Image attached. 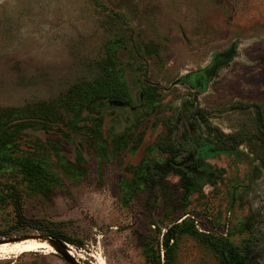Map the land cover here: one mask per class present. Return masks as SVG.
<instances>
[{"label": "rangeland", "instance_id": "1", "mask_svg": "<svg viewBox=\"0 0 264 264\" xmlns=\"http://www.w3.org/2000/svg\"><path fill=\"white\" fill-rule=\"evenodd\" d=\"M216 64L202 86L188 80ZM81 85L107 95L55 108ZM222 134L238 145L208 152L209 176L184 201L181 176L155 166ZM263 162L264 0H0L1 245L54 231L81 264H152L185 219L264 264ZM15 195L37 226L16 220ZM174 245L173 264H220L199 234ZM15 262L67 264L45 251L0 258Z\"/></svg>", "mask_w": 264, "mask_h": 264}, {"label": "trees", "instance_id": "2", "mask_svg": "<svg viewBox=\"0 0 264 264\" xmlns=\"http://www.w3.org/2000/svg\"><path fill=\"white\" fill-rule=\"evenodd\" d=\"M219 68V67H217ZM217 71V69H216ZM215 71V72H216ZM211 73L217 74L216 73ZM199 73V72H198ZM197 74V73H194ZM193 75V74H192ZM211 75V76H212ZM104 95H107V91L101 86V85H81L73 88L71 91L68 92L56 105V109L64 107V108H69L71 109L72 107H83L87 103H95V101L99 100L102 102ZM113 95V94H111ZM108 105H116V106H126L125 102L114 98V99H107ZM125 104V105H124ZM193 105H190L189 108L187 109L188 112L192 111ZM55 110V109H54ZM52 110H47L46 114L49 116V120L54 123L58 120V112ZM41 109H37L36 111H32L33 115H39L41 113ZM199 109H195L192 111L190 114V119L194 120H199V115L201 113H198ZM182 113L179 114L178 117V122H182ZM262 117V115H261ZM209 126V125H208ZM176 127V126H175ZM210 127V126H209ZM184 131L187 135L184 134V139L190 138L189 132L187 129ZM217 130V129H215ZM223 137V140L220 142L217 141H208L204 142L202 146H200L197 151H188V149L179 151L180 149L177 150L175 148V152L172 153L171 151V156L164 162L163 164H157L155 166V171H159L161 174H168L170 172H175L181 176V186L184 190V193L182 195V199L186 202H189V199L191 195L198 190V182L199 180L208 177L209 173L206 169L200 170L199 168L203 167V162H204V157L208 155V152H216V151H230L233 148H235L239 141H237V137L232 136V135H221ZM184 139L177 145L179 147L184 146ZM183 144V145H182ZM230 144V145H228ZM177 150V151H176ZM176 153H178L177 157L181 156V159L179 161H176L177 157L175 156ZM264 166V162H263ZM21 170L25 174H32V171L34 170L33 168L24 165L21 167ZM149 180V178H147ZM13 190V189H12ZM13 197V196H12ZM15 197V198H14ZM13 197L14 201V208H15V217L16 220L21 223V224H29V225H35L39 224L38 221H32L28 219L22 212L21 210V205L19 202V199L17 198V195ZM189 232L191 234H199L201 240L207 244H209L218 254L220 257V264H253L250 261V254L248 253L247 255H242L237 247L227 241L226 239H221V238H213L209 235L206 234H201L198 233V231L194 228V226L189 225L188 221L185 219L182 220L179 223H174L173 225L167 227L166 232L162 235V241H161V247L164 251V258H160V253L158 252L157 257L155 259H152L151 262L152 264H173L175 260V239L177 234L181 232ZM44 236L47 237H53L57 239H62L63 241L70 243L72 245H76L74 241H69L66 237H62L60 234L54 232V231H49L48 234H45ZM13 264H28V263H18L15 262Z\"/></svg>", "mask_w": 264, "mask_h": 264}, {"label": "bare ground", "instance_id": "3", "mask_svg": "<svg viewBox=\"0 0 264 264\" xmlns=\"http://www.w3.org/2000/svg\"><path fill=\"white\" fill-rule=\"evenodd\" d=\"M32 251H40V252L45 251L48 253H56L54 248L51 246V244L48 241H40V242L30 241V242H24L22 244L17 243L14 245L0 244V258L4 256H8L9 254H21ZM71 253L75 256L72 250ZM98 264H107V262L105 261L104 257L99 256Z\"/></svg>", "mask_w": 264, "mask_h": 264}, {"label": "water", "instance_id": "4", "mask_svg": "<svg viewBox=\"0 0 264 264\" xmlns=\"http://www.w3.org/2000/svg\"><path fill=\"white\" fill-rule=\"evenodd\" d=\"M36 240L48 241L54 248L56 254L59 255L67 264H81V262L71 253V248L67 242L47 236H39Z\"/></svg>", "mask_w": 264, "mask_h": 264}, {"label": "flooded vegetation", "instance_id": "5", "mask_svg": "<svg viewBox=\"0 0 264 264\" xmlns=\"http://www.w3.org/2000/svg\"><path fill=\"white\" fill-rule=\"evenodd\" d=\"M221 65H223V64H216V65H213L212 67L211 66L207 67L206 69H203V71H200L197 74L190 75L188 80L190 81L191 84L195 83V85H197V86H202L205 83L206 78H209L212 75L211 73H214L216 71V69H217L216 72L218 73V70L220 69ZM217 67H219V68H217Z\"/></svg>", "mask_w": 264, "mask_h": 264}]
</instances>
